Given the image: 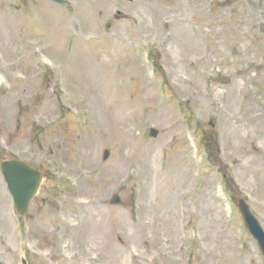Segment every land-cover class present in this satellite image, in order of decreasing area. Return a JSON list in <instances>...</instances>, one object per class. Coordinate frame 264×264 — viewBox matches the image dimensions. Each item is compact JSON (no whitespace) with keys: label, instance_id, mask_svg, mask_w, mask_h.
<instances>
[{"label":"rangeland","instance_id":"rangeland-1","mask_svg":"<svg viewBox=\"0 0 264 264\" xmlns=\"http://www.w3.org/2000/svg\"><path fill=\"white\" fill-rule=\"evenodd\" d=\"M3 157L1 264H264V0H0Z\"/></svg>","mask_w":264,"mask_h":264},{"label":"water","instance_id":"water-1","mask_svg":"<svg viewBox=\"0 0 264 264\" xmlns=\"http://www.w3.org/2000/svg\"><path fill=\"white\" fill-rule=\"evenodd\" d=\"M19 1L23 9L26 10V0ZM53 1L61 2V0ZM0 170L12 196L14 210L21 215L25 214L29 201L35 195L40 185L42 179L41 173L37 169L17 159H4L0 162ZM113 202H118V198L115 197ZM238 208L248 231L257 241L264 256V233L246 205L240 199L238 200ZM22 264H26L24 259H22Z\"/></svg>","mask_w":264,"mask_h":264}]
</instances>
